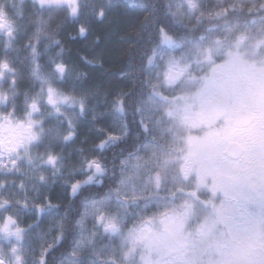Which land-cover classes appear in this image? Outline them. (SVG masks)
<instances>
[{
  "label": "snow or ice",
  "instance_id": "1",
  "mask_svg": "<svg viewBox=\"0 0 264 264\" xmlns=\"http://www.w3.org/2000/svg\"><path fill=\"white\" fill-rule=\"evenodd\" d=\"M29 2L26 14L0 0V264H264V0H142L111 92L84 86L88 74L62 58L49 26L63 14L86 38L113 0ZM33 13L32 87L18 105L8 52L27 31L17 20ZM42 38L46 51L59 45L48 69ZM81 59L102 65L103 53ZM85 120L98 134L90 150L77 144ZM57 184L66 203L53 199Z\"/></svg>",
  "mask_w": 264,
  "mask_h": 264
},
{
  "label": "trees",
  "instance_id": "2",
  "mask_svg": "<svg viewBox=\"0 0 264 264\" xmlns=\"http://www.w3.org/2000/svg\"><path fill=\"white\" fill-rule=\"evenodd\" d=\"M97 5L105 4V0H93ZM158 4L162 0H155ZM28 13H32L31 5L28 7ZM143 12L142 0H136L135 3L132 0H113V7L108 11V15L103 22L93 20L90 25V31L86 38H76L75 40L71 39L72 36L77 35L78 25L76 22L65 19L63 14L56 16L49 26V31L56 34V38L61 41V45L64 48L62 53V58L76 67L77 70L86 72L87 79L84 82L85 87H99L102 90L111 92L115 87L120 83L117 80V74L122 69H128L129 59L126 55V51L130 45V42L134 39L131 32L128 31V28L131 24H134L141 17ZM83 19V18H82ZM35 20V14L25 17V21L20 25V28L23 29L24 26L27 27L26 32H22L18 36L16 50L12 51L9 55V58L15 68H17L20 79L19 87L20 90H26L32 87V81L29 76L28 61H30V50L25 47L28 37L35 29L33 21ZM59 26V28H58ZM207 22L204 27H207ZM58 28V31H57ZM203 30V29H201ZM100 38V43L96 44L94 41L96 38ZM48 43L47 40L41 39V43L38 46V50L41 53L40 61L48 69L50 66L48 64L49 56H55L59 51V45H53L51 48L45 50V44ZM100 53H103V64H85L81 57H88L93 59L98 56ZM0 55H2V50L0 49ZM102 97L99 99L98 103L101 104ZM129 122L131 126V133L128 138V144L133 143L136 127L131 124L132 115L129 113ZM106 126L103 123H100ZM86 129L83 126V131L80 132V140H85L83 146L86 149H91V145L96 142L98 134L84 132ZM95 130V128H94ZM85 133V135H84ZM118 146L114 149L117 155H120V147ZM113 151L106 153L107 161L109 162V167H111L110 161L112 159ZM75 159V155L73 156ZM105 182H108V178H105ZM96 189L94 188L93 191ZM54 192L57 194L56 198L62 199L65 201L61 202L66 203L67 197L61 192V186L57 184L54 187ZM54 200H56L54 198ZM79 201H76V206H78ZM59 214H62V210ZM73 211V215H74ZM29 216L25 217L24 221L29 220ZM75 237V233L69 231L65 241L62 243L60 248L57 251V256L61 259L67 257L68 251L70 250L71 243Z\"/></svg>",
  "mask_w": 264,
  "mask_h": 264
},
{
  "label": "rangeland",
  "instance_id": "3",
  "mask_svg": "<svg viewBox=\"0 0 264 264\" xmlns=\"http://www.w3.org/2000/svg\"><path fill=\"white\" fill-rule=\"evenodd\" d=\"M219 2H220V0H204L205 6L208 7V8H211V7H213V6H217ZM224 2L226 3L227 0H224ZM17 25L19 26L18 23H17ZM19 27H20V26H19ZM14 43H15V42H14ZM14 50H16V49H15V45H14ZM14 50H9L8 54L10 55V53H11L12 51H14ZM29 62H30V61H28V68H29ZM40 63L42 64V61H40ZM42 66H43L45 69H47V68L45 67L44 64H42ZM29 89H31V88H29ZM23 91H24V90H22V91H21V95H20L19 97H17V104H18V105H22V103H23ZM100 102H101V104L96 103V105H97V110H98V111H105V108H106L105 104L103 103V101H100ZM99 123H103V124H105L106 126H108V125L111 123V118L106 116V117L102 118V119L99 121ZM83 126L86 127V129L84 130V132H85L86 134H87V132H88V133H95V134H97V133L95 132V130H94V126H93L91 120H85V121H82V122H81L80 132L83 131ZM86 130H87V132H86ZM85 133H84V135H85ZM80 135H81V134H80ZM80 135H79V138H78L77 144H79L81 141H83V142L85 141V140H80V137H81ZM84 143H86V142H84ZM52 195H53V199H54V198L57 199V198H56L57 194L54 192V189H53ZM60 201L63 202V201H65V200H64V198H62V199H60ZM54 215H55V214H54ZM27 216H29L30 218H29L28 221H24L25 223H27V222H31V221L33 220V216L30 215V214H25L24 217H23V220H25V217H27ZM50 220H51V217H49V216H47V215L41 218L38 227L34 229V233H33V235H34V243H35V232H46L47 229H48V227H49ZM49 238H51V237H49Z\"/></svg>",
  "mask_w": 264,
  "mask_h": 264
},
{
  "label": "flooded vegetation",
  "instance_id": "4",
  "mask_svg": "<svg viewBox=\"0 0 264 264\" xmlns=\"http://www.w3.org/2000/svg\"><path fill=\"white\" fill-rule=\"evenodd\" d=\"M28 3H30L29 0H24L23 4H21L19 2V0H15V5L21 9H25L26 14L28 13ZM7 7H8L9 12H14L15 9L13 8L12 5H7ZM25 17H27V15ZM24 21H25V19L24 20H17V23L19 25H21ZM16 44H17V41H15L14 45H16ZM0 48H2V44H0Z\"/></svg>",
  "mask_w": 264,
  "mask_h": 264
},
{
  "label": "water",
  "instance_id": "5",
  "mask_svg": "<svg viewBox=\"0 0 264 264\" xmlns=\"http://www.w3.org/2000/svg\"><path fill=\"white\" fill-rule=\"evenodd\" d=\"M73 37H75V38H73ZM77 37L82 39V37H80L78 34H77V35H74V36H72V37H71V39L75 40Z\"/></svg>",
  "mask_w": 264,
  "mask_h": 264
}]
</instances>
